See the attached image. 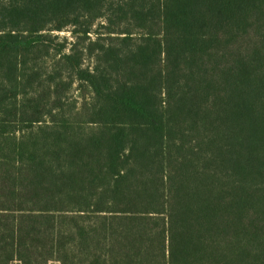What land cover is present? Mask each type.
Instances as JSON below:
<instances>
[{
	"label": "trees",
	"instance_id": "obj_1",
	"mask_svg": "<svg viewBox=\"0 0 264 264\" xmlns=\"http://www.w3.org/2000/svg\"><path fill=\"white\" fill-rule=\"evenodd\" d=\"M51 263L264 264V0H0V264Z\"/></svg>",
	"mask_w": 264,
	"mask_h": 264
},
{
	"label": "rangeland",
	"instance_id": "obj_2",
	"mask_svg": "<svg viewBox=\"0 0 264 264\" xmlns=\"http://www.w3.org/2000/svg\"><path fill=\"white\" fill-rule=\"evenodd\" d=\"M96 28H97V25L94 27V29H96ZM52 34H53V36H57V39H55V42L53 44L54 47L59 45L60 43H62L63 39H65V38L68 39L69 43H72L74 41V38L71 34V30L69 28L64 30L63 32H60V33L53 32ZM93 38H95V37H93ZM54 53L55 52L51 49L50 50V54H51L50 56L47 57L44 54L39 56L40 58H39L37 64L40 66L41 71H43V73H45L46 75L47 74H53V72L56 69H59V67H60L57 64L59 57H55ZM84 63H85L84 64L85 67L91 65V62L88 59H86L84 61ZM76 88H77L76 85H74L73 90L69 93L68 103H74V102H80L81 101L80 100V93L77 91ZM51 264H54V263H51Z\"/></svg>",
	"mask_w": 264,
	"mask_h": 264
},
{
	"label": "crops",
	"instance_id": "obj_3",
	"mask_svg": "<svg viewBox=\"0 0 264 264\" xmlns=\"http://www.w3.org/2000/svg\"><path fill=\"white\" fill-rule=\"evenodd\" d=\"M55 264V263H54ZM56 264H59V263H56Z\"/></svg>",
	"mask_w": 264,
	"mask_h": 264
}]
</instances>
